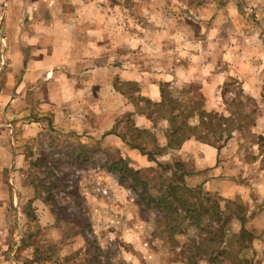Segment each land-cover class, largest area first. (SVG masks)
Instances as JSON below:
<instances>
[{"label":"crops","instance_id":"1","mask_svg":"<svg viewBox=\"0 0 264 264\" xmlns=\"http://www.w3.org/2000/svg\"><path fill=\"white\" fill-rule=\"evenodd\" d=\"M5 3L7 24L22 39L21 47L13 51L22 59V80L17 87H3L2 94L26 101L38 98L52 113L55 129L86 140L98 136L135 169L149 167L153 161L169 167L174 162H190L193 184L246 207L243 221L233 216L238 228L232 233L244 229L251 234L253 240L241 251L249 250L254 263L264 264V149L254 153V160H244L234 134L221 145L188 135L172 146L168 138L172 119L156 118L146 108H158L168 100L167 94L175 99L192 87L208 114L223 106L224 88L236 83L242 95L260 104L256 122H264V0L202 4L195 12L199 21L195 33L156 28L158 18L147 16L146 22L154 26L144 30L132 18L115 17L114 10L118 7L120 13V6L105 0ZM156 10L161 12L162 7ZM225 22L230 27L223 29ZM128 23L134 31L127 28ZM128 128L152 134L154 150L141 138L132 137ZM150 155L155 160H148ZM107 233L106 246L98 244L99 248L91 250L78 234L72 242L55 241L56 258H47L36 246L35 260L16 264H111L116 259L107 258L103 251L114 243L122 252L118 258L142 264L144 256L134 253L127 258L118 243L133 246L131 231Z\"/></svg>","mask_w":264,"mask_h":264},{"label":"rangeland","instance_id":"2","mask_svg":"<svg viewBox=\"0 0 264 264\" xmlns=\"http://www.w3.org/2000/svg\"><path fill=\"white\" fill-rule=\"evenodd\" d=\"M226 1L105 0L111 6H120V13L118 7L114 10L115 17L132 18L144 30L154 26V23L146 22L147 18H158L156 28L167 26L174 33L179 30L198 32L196 9L202 4L216 2L219 5ZM5 2L7 0H0V264L35 260L37 255L33 249L36 246L41 247L47 258H56L59 252L55 241L72 242L78 234L94 250L100 247L98 244L106 246L107 232L116 233L122 229L134 234L133 246L118 242L116 238L128 254L127 258L135 253L137 257L144 256L142 264H192L188 263L189 251L207 249L203 239L215 240L219 226L227 233L237 230L238 224L232 219L221 224L224 220L216 221L215 216L210 217V212H220L222 218H230V215L233 218L238 214V207H242L240 213L246 214V207L240 201L223 200L193 184L189 180L194 171V167L189 166L190 162H181L179 167H174V162L169 167L153 161L155 159L150 155L148 160L155 162L153 165L135 169L122 159L119 151L106 148L98 136L86 140L55 129L52 113L40 105L38 98L26 101L2 94L3 87H17L22 80V59L17 52L13 54L14 49L21 47L22 39H17L16 32L7 24ZM149 4H152L150 11L147 9ZM160 6L161 12L156 10ZM167 18L172 21L167 22ZM127 25L132 30L130 23ZM225 27H230L227 22L223 29ZM8 33L11 34L9 39ZM223 91V106L208 114L202 109V97L192 87L184 95H176L175 99L171 93L167 94L168 100L158 108H146L155 113L156 118L167 116L172 119L168 134L172 146H177L188 135L221 145L234 134L235 145L241 147L244 160H254V153L264 149V122H256L262 107L254 99L242 95L236 83L229 84ZM123 125L126 128L129 123ZM128 129L132 137L141 138L154 150L156 139L152 134ZM120 160L128 168L114 172ZM170 183L201 191L207 228L198 229L190 225L184 212L171 215L172 208L159 203ZM177 194L188 202H199L196 198L198 193ZM236 244H232L235 246L233 251H237ZM210 246L218 249L215 243L211 242ZM103 252L107 258L116 259L111 264H130L118 258V252L121 255L122 252L117 243ZM240 253L242 258L256 264L249 250ZM43 255L39 253V256ZM220 259L218 257L217 261ZM217 261L213 264H220L215 263ZM197 262L209 263L207 257ZM221 264L230 263L225 261Z\"/></svg>","mask_w":264,"mask_h":264},{"label":"trees","instance_id":"3","mask_svg":"<svg viewBox=\"0 0 264 264\" xmlns=\"http://www.w3.org/2000/svg\"><path fill=\"white\" fill-rule=\"evenodd\" d=\"M175 134V131H174ZM120 164L115 165L114 172L118 170L127 169L126 163L122 160L119 162ZM181 166V163L176 162L174 163V167ZM176 175V171H174L173 176ZM177 193H186L187 195H196L197 200L199 201L198 204L196 203H190L180 194ZM205 194V193H204ZM162 197L159 199V203H165L168 204L172 208V214L171 215H180V213H185L186 216L189 218V224L195 226L198 229H205L209 225L203 218V210L206 207L202 206V193L201 191H197L195 189H191L190 187H187L185 185H177L175 183H170L167 185L166 190L164 191V194L161 195ZM205 196H210L208 194H205ZM209 198V197H207ZM241 210L242 207H238V214L237 218L243 221L244 217H241ZM216 214L210 212V217L215 216V220H224L221 224H225L226 222H229L230 219H233L230 215V218H222V215L220 212H215ZM184 218V217H183ZM225 222V223H224ZM220 224V225H221ZM219 226V225H218ZM253 239V236L249 234L247 231L242 229L238 233H227L226 230H224L221 226H219L217 238L215 240L213 239H203V243L207 244V249L196 248V251L190 250L189 251V259L188 263L192 264H198V259H204L205 257L208 258V264H213L214 261H217V258H221L215 263H223L225 261H228L230 264H250V262L244 258H241L239 256L240 251L244 246H246L251 240ZM217 244V248H211L209 247L210 243ZM236 244L237 251H233L234 247L232 244ZM220 244L222 245L220 247ZM199 247L200 244H199ZM215 249V250H214Z\"/></svg>","mask_w":264,"mask_h":264}]
</instances>
